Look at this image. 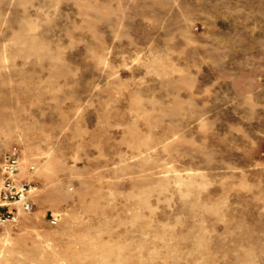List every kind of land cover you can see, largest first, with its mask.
Instances as JSON below:
<instances>
[{
    "label": "rangeland",
    "instance_id": "obj_1",
    "mask_svg": "<svg viewBox=\"0 0 264 264\" xmlns=\"http://www.w3.org/2000/svg\"><path fill=\"white\" fill-rule=\"evenodd\" d=\"M13 149L0 264H264V0H0Z\"/></svg>",
    "mask_w": 264,
    "mask_h": 264
},
{
    "label": "built area",
    "instance_id": "obj_2",
    "mask_svg": "<svg viewBox=\"0 0 264 264\" xmlns=\"http://www.w3.org/2000/svg\"><path fill=\"white\" fill-rule=\"evenodd\" d=\"M31 171L35 168L31 167ZM21 160L17 149L0 159V229L16 227L22 214H32L39 187L35 183L22 182L18 176ZM58 218L52 224L57 225Z\"/></svg>",
    "mask_w": 264,
    "mask_h": 264
},
{
    "label": "bare ground",
    "instance_id": "obj_3",
    "mask_svg": "<svg viewBox=\"0 0 264 264\" xmlns=\"http://www.w3.org/2000/svg\"><path fill=\"white\" fill-rule=\"evenodd\" d=\"M4 252H0V255H2Z\"/></svg>",
    "mask_w": 264,
    "mask_h": 264
}]
</instances>
